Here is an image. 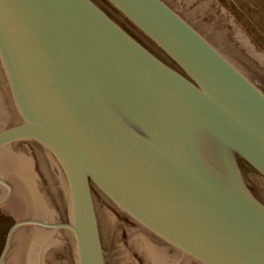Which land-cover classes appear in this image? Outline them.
<instances>
[{"label": "water", "instance_id": "95a60500", "mask_svg": "<svg viewBox=\"0 0 264 264\" xmlns=\"http://www.w3.org/2000/svg\"><path fill=\"white\" fill-rule=\"evenodd\" d=\"M105 1L0 0V150L35 145L67 216L13 223L0 264L25 226L108 264L95 190L180 259L264 264V73L164 0Z\"/></svg>", "mask_w": 264, "mask_h": 264}, {"label": "rangeland", "instance_id": "374dc122", "mask_svg": "<svg viewBox=\"0 0 264 264\" xmlns=\"http://www.w3.org/2000/svg\"><path fill=\"white\" fill-rule=\"evenodd\" d=\"M217 1L234 24L232 38L238 42V46L242 47V49H238L236 46V49L264 72V0ZM0 93L4 96L3 107L0 108L1 127L16 121L1 75ZM13 153L21 157V160L25 159L28 162L33 186L42 196L43 210L39 213L34 211L26 187L17 175L8 171H0V176L4 177L13 187L11 197L0 205V253L8 229L13 223L26 218H42L56 222H59L61 218H67L64 209L63 214L60 215L59 209L51 200V196L44 190L45 184L43 185L34 169L31 157L23 151L13 149ZM47 180L51 184L48 176ZM5 193L6 189L0 186V197ZM94 199L101 224L107 263L150 264L151 261H147L141 255V239L144 234L138 227L117 214L96 190L94 191ZM34 231H41L44 236L50 238V242L48 241L43 247H40L41 244H35L33 240ZM32 256L35 257L36 264H77L73 242L65 230L51 234V230L48 229L31 226L20 228L14 236L5 264H30ZM174 257H176L175 254L168 253L167 263L171 264Z\"/></svg>", "mask_w": 264, "mask_h": 264}, {"label": "flooded vegetation", "instance_id": "af4514ba", "mask_svg": "<svg viewBox=\"0 0 264 264\" xmlns=\"http://www.w3.org/2000/svg\"><path fill=\"white\" fill-rule=\"evenodd\" d=\"M103 1L113 10H115L105 0ZM164 1H166L174 10H176L184 18L188 19L195 26L201 28L202 30H204L205 32L211 35L220 38L225 45L232 46L234 48L238 46L237 45L238 42H236V40L232 38V32H234V24L232 23V20L228 18L226 13L221 9L220 4L218 3L217 0H164ZM126 22L133 28V30L136 31V33L141 37L143 42L149 45L148 47L150 49H152L159 56L164 57V54L150 40H148L143 34H141L130 22H128L127 20ZM237 48L242 49L241 46H238ZM13 147L15 151H23L31 157V159L33 160L34 169L37 171L41 181L43 182V185L45 184L44 190H46L49 193L52 202L59 209L60 215H62L63 206H62L61 198L47 180L46 169L44 167L41 154L37 149V147L29 142H24V141H20L13 144ZM59 222L61 223L66 222V218H61ZM184 263L196 264L188 259L181 260L179 257H174V260L171 261V264H184Z\"/></svg>", "mask_w": 264, "mask_h": 264}, {"label": "bare ground", "instance_id": "6f19581e", "mask_svg": "<svg viewBox=\"0 0 264 264\" xmlns=\"http://www.w3.org/2000/svg\"><path fill=\"white\" fill-rule=\"evenodd\" d=\"M4 96L0 93V108L3 107ZM13 145L0 150V171H8L17 175L22 183L25 185L28 192L30 201L34 207L36 213L43 210L42 196L38 194V191L33 186L32 173L30 174L29 164L25 159L21 160V157L14 155ZM32 172V171H31ZM50 238L44 236L41 231H34L33 240L35 244H41L40 247L44 246ZM141 255L147 261H151L150 264H170L167 263V255L170 253L168 249L157 245L149 237L143 236L141 239ZM41 252V251H40ZM39 252V253H40ZM175 254V253H170ZM177 256V254H175ZM33 257V256H32ZM35 257L32 258L31 263H35ZM183 260V259H181ZM37 261V260H36ZM30 263V264H31Z\"/></svg>", "mask_w": 264, "mask_h": 264}]
</instances>
